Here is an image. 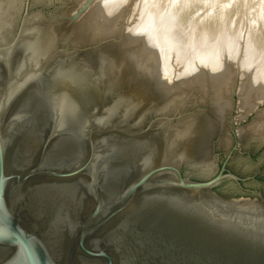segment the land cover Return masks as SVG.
<instances>
[{"label":"water","instance_id":"obj_1","mask_svg":"<svg viewBox=\"0 0 264 264\" xmlns=\"http://www.w3.org/2000/svg\"><path fill=\"white\" fill-rule=\"evenodd\" d=\"M56 10L0 0V264H264L260 195L213 191L224 181L242 191L226 172L238 141L219 169L184 174L177 122L208 108L112 104L122 95L101 75L80 89L66 58L89 49L60 38Z\"/></svg>","mask_w":264,"mask_h":264},{"label":"rangeland","instance_id":"obj_2","mask_svg":"<svg viewBox=\"0 0 264 264\" xmlns=\"http://www.w3.org/2000/svg\"><path fill=\"white\" fill-rule=\"evenodd\" d=\"M32 1L34 5L39 7H52V5H54L57 9V13L62 16L61 21L55 23L56 28L59 30V36L61 38L68 37L63 41H67V43H69L71 46L78 44L81 49H89L85 52H77V58H66V68L68 69L75 67L77 69L78 67L83 69L85 67L89 71L87 72L90 74L91 78L93 77L97 79L104 76L105 78L107 77L106 79L109 80L108 82L110 83L108 84L106 81V85L111 88L109 89L112 92L111 94L114 95L120 92L122 95V97L120 96L121 98H117V101H120L123 96H127L121 93L122 91L124 92L128 88L132 87L131 91L133 92L134 90L132 97L139 100H143L144 98L149 100L148 101L145 99L146 102L141 108L145 109L149 103L147 109L164 113L165 110H157V108H154L155 105L152 104L155 103L156 96L154 94H157L156 91L158 90L155 86L157 85L158 87V82L163 80L160 79L158 72L159 74L164 73L163 75L170 77L174 75L176 78L172 80L174 82L177 80V78H181L195 72L196 70L194 68H197V70H203L210 66H220L219 68H223V74H233V85L232 83L231 85L233 87L232 91H234L235 96H233V99H231V93L227 95L228 100H230V104H232L230 105V107L232 106V109L229 107V110L231 111H228L227 116L225 115L224 118H227L226 121L223 118L224 121L222 122L224 123H218L217 119L212 116L213 114L210 112L211 110L208 104H201L196 100H192L190 103L193 104H189V106L193 108L195 103L199 104L200 106L204 105L209 111L207 113L205 112L204 116L209 118L208 120L210 122L215 123V125L212 123L213 127L215 128V133L210 137L214 136L211 142L213 143V148H215V146L219 147V150L215 152V155L218 157H213L210 155V153H208L210 148H212V146H210L211 143H207L210 141L209 138V141L207 140V145L205 147L207 148V152L205 150V153L207 156H209L208 158H210V166L213 167V170L214 168H219L220 158L224 156L225 152L231 150L233 146V140H237L239 143L237 151L232 153L231 159L229 160L226 169L229 170L228 173L233 175L236 174L235 176L242 179L251 177L250 180L245 182V186L247 189H250L251 191L253 190V192L243 193L241 190L237 189L234 183L230 181H224L213 190L214 193L222 198H241L242 196H245L252 198L253 200L258 199V195H260L261 199L264 201V185L257 182L256 180H252V177L255 176V174H260L264 177V144L261 145L258 141L252 142L247 136H244L243 134L240 135L241 133H239L242 128L256 119V114L259 110L264 109V101L257 105V111L248 114L245 118L240 119L238 112V92L241 83L245 81L243 78L247 71L246 68L250 69L248 71H251L252 77H256L257 80L264 76V41L259 39L260 33L258 32V30L264 29V25H262V18H264L263 0H244L246 1V4L242 7H240L238 4V6H235V3H230L229 5L224 4L222 7V0H206L209 6L206 7L210 9V12H212L210 14H206L207 8L202 4L204 0H91L92 2H90V0ZM92 6L93 9L99 11V17L94 18L90 15L89 11L92 9ZM166 8L170 10H166ZM174 10H179L181 13H183L179 17L180 22L190 24V18L204 20V18L207 16L210 19H218L215 21L216 24L214 25L216 26L219 22L218 27L214 31H210V27L206 25V30H201L198 37L194 36L193 34H189L187 37L190 38H187L183 41H174L172 38H170V30H172L171 26L174 21H170L164 15V13ZM226 13L230 15V17L223 19L225 22L223 20L220 21V17ZM186 14L187 16H185ZM85 15L86 17H84ZM74 16L76 18L73 20ZM171 17H173V20L177 19L174 16ZM88 18L90 19L87 20ZM85 20H87L88 23H86L87 21ZM251 20H256L259 22V29H256L257 27L252 28L251 24L252 22L254 23V21ZM197 23L201 26L199 21H197ZM82 24L85 25L82 26ZM97 26L100 27L98 28ZM90 32H94V34H91ZM212 34L215 35L211 37ZM199 37H201V39ZM196 38H199L200 40L193 42L192 40H195ZM103 42L106 43V45L102 48V51L98 53L97 50L86 48V46H96ZM172 44L175 46H172ZM146 49L149 51L148 53H152L151 55L156 56V60H158L156 62L157 65L154 63L155 66H158V69H156L157 67H153L154 72H149V74L142 70L145 66L141 64V68L139 61L136 60V64H131L134 61V57L137 53L136 51L143 52ZM119 64H121V68H118L119 66H117V68L114 67ZM112 66L114 70L108 69V67L112 68ZM100 67L103 69L99 70ZM219 68L215 73H220L221 70ZM117 69H121L123 72H125V74H118L119 72H117ZM155 69L158 70L157 74ZM115 70L117 71L115 72ZM99 75L101 76L99 77ZM155 76L159 78H154ZM149 79L151 81L155 80V82H149ZM163 82L164 81H162V83ZM150 84H153V87ZM144 85L147 86L140 87ZM149 87H152L154 90L151 89V92ZM140 88H142L141 91ZM146 94H148L149 97L151 96L153 100H150L151 97L149 98ZM117 101L116 104L119 103ZM150 104H152L153 107L151 105V108H149ZM185 104L188 106V103L185 102ZM186 105L185 108H187ZM191 107H188V109ZM192 108L189 110H182V115L192 112L194 110ZM173 110V108L172 110H169L170 112H167L168 110H166L165 113H171ZM197 114H199V112ZM194 116L196 117L197 115ZM187 118L182 120L183 122L181 121V124L184 123ZM177 125L181 127L183 124ZM232 128L234 129V135H232ZM224 134L226 136H224V138L228 137L229 139L227 138L226 141L229 140L230 143V145L226 147L225 145H219L223 138L222 135ZM189 158L191 160H189ZM189 158L186 159L189 160V164L186 163L187 165H185V167L182 169L183 173H192L193 171L190 168H193L199 172V165L197 164L198 161L194 160V158L191 156H189ZM193 160L196 162V164H194ZM190 162L192 165H190ZM196 165H198V167Z\"/></svg>","mask_w":264,"mask_h":264},{"label":"bare ground","instance_id":"obj_3","mask_svg":"<svg viewBox=\"0 0 264 264\" xmlns=\"http://www.w3.org/2000/svg\"><path fill=\"white\" fill-rule=\"evenodd\" d=\"M90 2H92V1L90 0ZM243 2H244V4H243ZM230 3H235V6L239 5L240 7H242L243 5L246 4V1H244V0H242V1H240V0H226V1H223L222 0L221 6L224 5V4L225 5H229ZM202 4H203L204 7L208 6V3L206 2V0H204V2ZM208 9L209 8H207L206 14L212 13V12H210V9L209 10ZM166 10H170V9L166 8ZM89 12H90V15L92 17H94V18L95 17L97 18V17L100 16L99 15V11L98 10L96 11L95 9H93V6H92V9H90ZM182 14L183 13H181V11H179V10H177V11L174 10V11H170V12L164 13V15L166 16L167 19H169L170 21H174L172 26H171L172 30H170L171 31L170 32V36H171L170 38H172V40H174V41H183V40H185L187 38H190V37H187L189 34H193L194 36L198 37V35L200 34L201 30L202 31L206 30L205 27L198 26L197 22L196 23H190V24H186V23L180 22L179 21V17ZM171 16H174L177 19L173 20V17H171ZM185 16H187V14ZM84 17H86V15ZM226 17H230V15H228L226 13L222 17H220L219 20L221 21L223 19H226ZM89 19L90 18H88L87 20H89ZM208 19H209L208 23H212L213 24V25L210 26V31H214L215 29H217L219 22H218V24L216 26H214V25L216 24L215 21L218 20V19H215V18H213V19L212 18L211 19L208 18ZM262 19H263V24L262 25H264V18H262ZM87 20H85V21H87ZM251 21H254V23L252 22V24H251L252 28H256L257 27L256 29H259L258 28V23L259 22L256 21V20H251ZM86 23H88V21ZM89 23H91V22H89ZM84 25L82 24V26H84ZM263 28H264V26H263ZM57 31L59 33L58 29H57ZM94 32L93 33L90 32V33L94 34ZM258 32L260 33L259 39L261 41H264V29H260V30H258ZM213 35H215V34H212L211 37ZM191 37H192V35H191ZM199 38L201 39V37H199ZM199 38H196L195 40H192V41L196 42V41L200 40ZM208 41H209V39H208ZM173 45L174 44H172V46ZM136 52L137 53H136V55L134 57V61L131 64H136L137 61H139L140 65L142 64V65L145 66V67H143L142 70H144L148 74H149V72L150 73L154 72L153 71V67H157L156 69H158V66H155V65H157L156 62L158 61V60H156V56L153 55L154 56L153 57L151 55L152 53H148L149 51L147 49L145 51H143V52L139 51L140 53L138 51H136ZM147 53L150 54V55H148ZM132 59H131V62H132ZM154 63H155V65H154ZM121 64L116 65L114 67L117 68V66H119L118 68H121L120 67ZM142 65H141V68H142ZM216 65H218V64H216ZM81 67H84V66H81ZM219 67L220 66H217V67L210 66V67H207L206 69H203V70H200V69L197 70V68H194L196 70L195 72L191 73L190 75H186L184 77L177 78V80H175V82L172 81L175 78L174 75L170 77V76L163 75L164 73H162L161 71L160 72L162 74H159V72H158V75L160 76V79H163V80H161V82H158V85H159L158 87L156 85L157 83L155 84L156 85L155 87L158 90L157 91L155 90L157 92V94H154L156 96L155 97V99H156L155 103H152V104L155 105L154 108L155 109L157 108V110L160 109L162 111L165 110L164 113L166 112V110H168L167 112H170L169 110H172V108L174 109V106H176L178 102L181 103V102L185 101L186 103H188V106L185 104L187 109H188V107H191V106H189V104H193V103H190V101L196 100L197 102H199L201 104H208V106L210 107V110H211L210 112L213 114L212 116H214L215 119H217L218 123H220V122L224 123L222 121H224V120L226 121V119H227V118H224L225 115L227 116L228 111L229 112L231 111V110H229V107L232 104H230V100H228L227 95L229 93H232L233 74H231V73H227L228 75L227 74H223L222 73L223 68H219ZM112 68H113V66H112ZM112 68L108 67V69L114 70V68L113 69ZM218 68L221 70L220 73H215ZM125 69H126V67H125ZM194 69H192V70H194ZM117 70H115V72ZM123 70H124V68H123ZM246 70H247L246 74H245V76L243 78L245 81H243L241 83L240 89H239V92H238V95H239V106H238V110L239 111L238 112H239L240 119L241 118H245L248 114H250L252 112H255L256 109H257L256 108L257 105L259 103H261L262 101H264V76L260 77V79L257 80L256 77H252V72L248 71L250 69L246 68ZM251 70H253V69H251ZM87 71L88 70L85 67L83 69H80L78 67H77V69L75 67L67 69V72L69 73V75L72 77V79L75 81V83L78 85V87L80 89H82V87H85V86L90 87L89 83L86 84L84 82H91L92 86H94V84L98 83V81H95L96 80L95 78H93V77L91 78L90 74L88 73L89 71L88 72ZM157 71L158 70L155 71L156 74H157ZM109 72H111V71H109ZM115 72H114V74H115ZM117 72H119L118 74H125V72H123L121 69H119ZM112 73H113V71H112ZM208 73H210V74H208ZM144 77H146V76H144ZM156 77L157 76H155L154 78H156ZM106 78H105V76L103 77V79H105V81L108 82L109 80H107ZM157 78H159V77H157ZM111 79H112V77H111ZM150 81L151 80L149 79V82ZM153 81L155 82V80H153ZM153 81H151V82L154 83ZM162 81H164V82L162 83ZM171 82H173V83H171ZM109 83L110 82H108V84ZM231 83H232V85H231ZM150 85L153 87V84H150ZM146 86L147 85L140 86V87H146ZM152 87L151 88L149 87L150 91H151V89L154 90ZM98 89L99 88L97 87L96 88V92H97ZM141 89L142 88H140V91H141ZM143 93H144V91H143ZM144 94H143V96L145 97ZM97 95L99 96V94H97ZM97 95L95 96L96 99H98ZM146 95L148 96V94H146ZM131 97L130 96H125V97L123 96V98L120 99V101L115 100L114 102H112V104H116V101H117V102H119L118 103L119 105H125V106H132V107L141 108V107H143V105L146 102L145 99H147V98H144L143 100H141V99L139 100V99H135L134 97H132V98ZM150 100H153L152 97L150 98ZM151 102H154V101H151ZM180 103H178V104H180ZM148 104H147V106H149ZM152 104H150L149 108H151ZM147 106L145 107V109L148 108ZM192 106H194V105H192ZM152 107H153V105H152ZM191 108H189V109H191ZM148 110H150V109H148ZM168 114H170V113H168ZM196 115H197L196 117L193 115L192 117L187 118V120L184 123H182L183 125L181 124V122H179L177 124L182 125L180 127V129L182 130V132L185 135V145H186L187 158H189V156H191V157L194 158V160H197L199 162V163L197 162L199 167H198V165H196V166L199 168L198 169L199 173L201 175H207L211 171V166H210L211 163H210V158H208L209 156H207V154L205 153V150L207 149L205 147H206L207 143L210 144V141L208 140V138L211 139V138L214 137V136L210 137V136H212L215 133V128L213 127V124H212L214 122H210L208 120L209 118H206L203 113H199V114H196ZM256 115L257 116H256V119L254 121L250 122L247 126H245L244 128H242L239 131V133H241L240 135L243 134L244 136H247L249 138V140H251L252 142L259 141L260 138L264 135V109L263 110H259ZM223 118H224V120H223ZM214 125H215V123H214ZM222 136L224 138L225 134L222 135ZM223 138L220 141L219 145L220 144H221L220 146L225 145V147L229 146L230 145L229 140L226 141V139L228 137L224 138V139ZM207 140L209 142H207ZM230 142H232V141H230ZM195 152L197 153V155H196ZM206 152H207V150H206ZM189 160H191V159L189 158ZM189 160H185V161L188 162ZM188 164H189V162H188ZM194 164H196L195 161H194ZM190 165H192L191 162H190Z\"/></svg>","mask_w":264,"mask_h":264},{"label":"flooded vegetation","instance_id":"obj_4","mask_svg":"<svg viewBox=\"0 0 264 264\" xmlns=\"http://www.w3.org/2000/svg\"><path fill=\"white\" fill-rule=\"evenodd\" d=\"M223 161H224V156L220 158L219 168L221 167V164L223 163ZM219 168H218V169H219ZM226 172H229V170L226 169ZM235 175H236V174H235ZM240 179L243 180V182L240 183V185H241V187H242V192H243V193H246V192H249V193H250V192H253V190L251 191L250 189H247L246 186H245V182H246L247 180H250L251 177H249V178H244V179L240 178ZM252 180H256L257 182H259V183H261L262 185H264V177H263V175L255 174V176L252 177Z\"/></svg>","mask_w":264,"mask_h":264}]
</instances>
